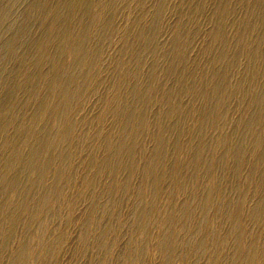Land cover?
Returning <instances> with one entry per match:
<instances>
[{"label":"rangeland","instance_id":"rangeland-1","mask_svg":"<svg viewBox=\"0 0 264 264\" xmlns=\"http://www.w3.org/2000/svg\"><path fill=\"white\" fill-rule=\"evenodd\" d=\"M0 264H264V0H0Z\"/></svg>","mask_w":264,"mask_h":264}]
</instances>
